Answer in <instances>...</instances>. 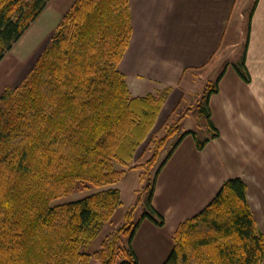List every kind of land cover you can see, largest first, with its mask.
Here are the masks:
<instances>
[{"label": "trees", "instance_id": "trees-1", "mask_svg": "<svg viewBox=\"0 0 264 264\" xmlns=\"http://www.w3.org/2000/svg\"><path fill=\"white\" fill-rule=\"evenodd\" d=\"M49 0H0V60L45 8ZM244 51L233 63L246 81ZM129 0H72L49 44L16 86L0 92V264H137L132 237L140 221L162 225L151 205L157 175L180 140L193 135L202 149L219 131L211 120L209 97L218 82L207 81L197 99L209 137L185 130L152 177L148 171L184 111L160 137H150L152 153L131 163L151 134L170 87L132 95L119 69L130 42ZM154 134V133H153ZM119 164L120 167H117ZM142 169L147 206L137 221L132 211L93 252L85 247L120 204L113 186L128 169ZM77 181L104 188L50 205ZM125 243L121 244L123 237ZM173 247L160 264H262L264 233L256 222L241 176L225 179L214 197L173 232Z\"/></svg>", "mask_w": 264, "mask_h": 264}, {"label": "crops", "instance_id": "crops-1", "mask_svg": "<svg viewBox=\"0 0 264 264\" xmlns=\"http://www.w3.org/2000/svg\"><path fill=\"white\" fill-rule=\"evenodd\" d=\"M235 4L236 0H129L132 34L119 69L132 95L170 87L154 128L180 103L181 85L189 73L188 86L196 72L220 65L227 57L222 44ZM236 37L229 33V45L237 43ZM245 66L249 81L227 62L217 92L209 97L219 135L202 149L193 135H185L161 167L151 205L164 222L140 221L131 242L137 264L162 263L173 247L177 225L199 212L232 176L245 181L250 207L264 233V206L256 214L249 185L264 180V0H257L250 18Z\"/></svg>", "mask_w": 264, "mask_h": 264}, {"label": "rangeland", "instance_id": "rangeland-1", "mask_svg": "<svg viewBox=\"0 0 264 264\" xmlns=\"http://www.w3.org/2000/svg\"><path fill=\"white\" fill-rule=\"evenodd\" d=\"M71 2L72 0H49L42 12L32 21L30 26L13 44L12 48L0 60V90L5 86H16L28 74L42 50L49 44L61 15L69 8ZM253 2L254 0H236L234 12L228 25V32L222 44V54L223 56L227 55V57H223L220 65L213 63L212 66H208L202 71L196 72L195 81L189 83V86L186 81L187 78H190L189 75L192 76V74L189 73V75L185 77L186 83L184 82L181 85V87H184V94L182 95L180 103L177 105L178 107L176 106V109L174 108L172 114L166 121H163L162 124H159V122L156 124L157 126H155V128L153 126L151 134L137 148L131 162L132 164L143 162L149 158L153 149L151 144H147L149 138L151 136H162L169 123H172V121L184 111H188L181 117L177 130L168 136L155 161L150 165L148 169L150 173L149 177L153 176L168 151L177 141L180 134L185 130H194L197 137L200 139L209 137L210 132L206 116L199 112L196 106L198 103L197 99L206 89L207 81H215L217 75L222 71L227 62L239 63L241 61L246 40L249 12ZM229 33L235 34L238 37L237 43L229 45ZM2 86L4 87L1 89ZM162 89L164 88L159 90ZM146 93L147 92L142 94ZM163 115L164 112H162L160 121ZM116 166L120 167L119 164H116ZM262 166H264V164H262ZM141 171L142 169L137 168L128 169L122 178L113 185L119 187L121 190V202L114 210L111 217L102 224L96 237L85 247L86 251L93 252L98 248L103 238L113 228L124 222L125 215L128 211H132V221L135 222L144 210H148L147 198L149 192L146 187V180L140 179ZM262 175H264V171H262ZM249 185L251 186V201L256 208V214H261V206H264V180H252ZM102 188H104V186L99 187L86 181H77L70 192L51 200L50 205L75 200ZM125 240L126 237L124 236L121 244L125 243ZM262 264H264V262H262Z\"/></svg>", "mask_w": 264, "mask_h": 264}]
</instances>
